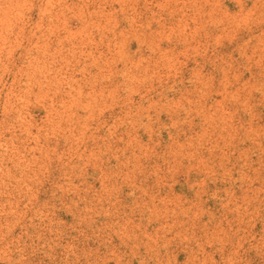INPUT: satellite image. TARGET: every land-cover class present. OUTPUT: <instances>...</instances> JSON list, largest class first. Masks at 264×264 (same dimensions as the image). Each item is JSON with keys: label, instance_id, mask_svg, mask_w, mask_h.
<instances>
[{"label": "rangeland", "instance_id": "rangeland-1", "mask_svg": "<svg viewBox=\"0 0 264 264\" xmlns=\"http://www.w3.org/2000/svg\"><path fill=\"white\" fill-rule=\"evenodd\" d=\"M0 264H264V0H0Z\"/></svg>", "mask_w": 264, "mask_h": 264}]
</instances>
